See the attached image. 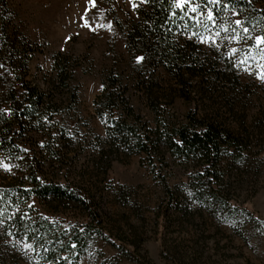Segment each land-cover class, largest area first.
I'll return each mask as SVG.
<instances>
[{
	"label": "rangeland",
	"instance_id": "rangeland-1",
	"mask_svg": "<svg viewBox=\"0 0 264 264\" xmlns=\"http://www.w3.org/2000/svg\"><path fill=\"white\" fill-rule=\"evenodd\" d=\"M252 1L264 16V0ZM133 3L137 7V0H0V104H9L7 97L13 91L16 96L23 93L15 75L42 91L51 88L48 96L62 104L57 120L74 141L67 162L51 171L59 183L89 189L98 217L91 219L74 205L58 206L35 198L29 204L68 234L86 232L78 264H264V225L255 226L249 215L264 221V81L255 74L264 60L259 57L247 65L251 71L240 67V92L231 98V110L227 86L219 85L216 91L206 88L203 94L200 78L194 75L190 90L181 95L171 90L176 84L168 74H155L159 86L167 90L166 108L174 119L184 120L188 112L207 114L231 130L242 126L253 133L244 157L232 163L238 168L228 175L224 187L229 190L231 210L190 202L189 183L198 167L168 154L167 165L158 164V171L172 187V202L143 154L111 155L105 173L93 167L98 137H104L107 125L96 104L104 81L109 74L119 75L123 83L134 76L138 56L126 48L125 41L126 24L137 17ZM241 39L231 48L242 50L246 38ZM59 56L68 64L69 88L77 90L73 104L68 101L69 90L51 85ZM21 59L26 61L23 69ZM129 84L136 113L154 127L153 113ZM29 136L13 134L16 143L34 155L36 138ZM0 161L10 164L2 155ZM16 176L13 166L11 171L0 167V189L16 188ZM184 195H188L185 202ZM112 242L127 249L128 256ZM25 245L29 244L5 236L0 229V264H32L31 248Z\"/></svg>",
	"mask_w": 264,
	"mask_h": 264
},
{
	"label": "trees",
	"instance_id": "trees-1",
	"mask_svg": "<svg viewBox=\"0 0 264 264\" xmlns=\"http://www.w3.org/2000/svg\"><path fill=\"white\" fill-rule=\"evenodd\" d=\"M202 2L206 3V0ZM224 5L231 7L225 8ZM208 7L213 8L217 23L215 26L209 25L208 31H205L203 23L197 27L185 15L187 5L182 12L174 7L171 0H148L146 3L137 0V17L126 24L125 41L126 48L135 57H143V60L136 61L131 82L123 83L117 74H109L104 81L96 104L99 105L98 115L105 118L107 125L104 137H98L92 165L96 169L101 167L105 173L111 155L143 154L150 171L172 202V187L158 171V164L167 165L168 154L173 160L198 167L189 183L190 202L231 210L229 190L224 187L228 175L238 168L232 163L244 157L253 133L242 126L237 131L231 130L221 119L207 114L198 116L188 112L184 120L174 119L166 108L167 90L159 86L155 75L158 71L168 74L176 84V88L171 90L181 95H186L190 90V79L194 75L200 78L199 89L203 94L208 92L206 88L216 91L219 85L227 86L231 92L227 99L228 108L232 109L230 100L240 92L241 68L236 65L254 40L243 39L245 47L230 56L231 43L235 45L240 40L230 39L233 35L231 29L225 33L220 25L235 27V17H238L245 22L243 26L249 28L252 37L261 36L264 35V16L252 0H221L220 6ZM202 10L206 14L207 9ZM173 11L176 12L175 16ZM236 11L239 16L234 15ZM216 31L221 33L216 37V48L192 36L193 32H197L207 37ZM237 31L241 38L245 36L240 29ZM224 37L229 39L228 43ZM15 47L13 45L8 50ZM60 57L54 62L55 76L51 85L54 89L69 90L68 101L73 104L78 97L77 90L69 88L68 64ZM25 62L22 59L19 61L20 69L25 68ZM19 66L17 70H20ZM15 78L19 80L23 93L16 96L13 91L7 97L9 104H0V155L15 168L18 176L14 178L16 188L8 185L0 189V229L5 236L12 235L31 245L32 264H78L86 232L68 234L58 223L34 212L29 201L35 198L58 206L74 205L96 220L98 206L95 196L89 189L71 182L59 183L51 171L57 164L67 162L68 152L74 144L68 129L57 120L62 104L48 96L46 92L51 88L42 91L16 75ZM129 83L153 113L154 127H149L136 113L130 101ZM220 91L226 94L221 88ZM13 134L35 137L37 152L29 155L16 143ZM182 198L185 202L188 195ZM175 204L178 205V202ZM249 215L255 226L264 225V221ZM112 243L128 256L127 249Z\"/></svg>",
	"mask_w": 264,
	"mask_h": 264
},
{
	"label": "snow or ice",
	"instance_id": "snow-or-ice-1",
	"mask_svg": "<svg viewBox=\"0 0 264 264\" xmlns=\"http://www.w3.org/2000/svg\"><path fill=\"white\" fill-rule=\"evenodd\" d=\"M130 2H132V0H130ZM141 2L146 3L148 2V0H141ZM171 3L174 5L175 8L180 9L182 12H184L185 6L187 5L188 10L185 13V15L190 17L195 22L197 27L201 26V24L203 23L205 31H208L209 25L215 26L217 23V18L214 14L213 8L208 7V5L220 6L221 0H206V3L202 2V0H198V2H196L195 4L193 3V0H171ZM135 7L136 5L135 3H133V8ZM224 7L229 8L231 7V5H224ZM203 8L207 9L206 14L202 10ZM193 13H195L196 15L195 16L191 15ZM175 15L176 12L173 11V16ZM234 15L239 16V12L238 11L234 12ZM181 18L183 19L184 17ZM244 23L245 22L243 20L236 19L234 21L235 27H232L231 25H223V24L220 25V27L225 33L229 32V30L231 29L233 35L230 37V39H235L237 41L240 40L241 37L239 35V32L237 31V29H240L245 34V38L254 40V43L251 45V47L248 49L245 55L238 60L236 65L237 67H244L245 71H251L250 67L247 66L251 60H256L257 57H259V59L261 60H264V35L252 37L250 35L249 28L243 26ZM85 26H88L87 21L85 22ZM107 27L110 28L111 26L107 25ZM220 35H221L220 31H216L215 33H212L207 37L197 32L192 33V36H197L201 43H208L214 48L218 47L216 37H219ZM237 51L239 50L233 48L231 49L229 55L231 56L235 54ZM253 53H255V55H253ZM141 60H143V57H137V62H140ZM0 67L3 66L0 65ZM257 67L259 68V71L255 74L258 76L259 79L264 81V64L258 63ZM25 151H27V149H25ZM0 167H2L6 171H11L12 166L10 164L4 163L3 161H0ZM25 247L30 249L31 245H25ZM73 247H75V245H73Z\"/></svg>",
	"mask_w": 264,
	"mask_h": 264
}]
</instances>
